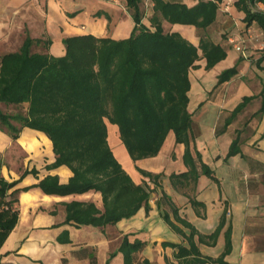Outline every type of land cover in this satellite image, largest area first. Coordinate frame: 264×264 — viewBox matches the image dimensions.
Wrapping results in <instances>:
<instances>
[{
    "label": "trees",
    "instance_id": "16d2710c",
    "mask_svg": "<svg viewBox=\"0 0 264 264\" xmlns=\"http://www.w3.org/2000/svg\"><path fill=\"white\" fill-rule=\"evenodd\" d=\"M124 1L134 21L127 37L115 39L93 33L65 36L62 40L65 52L56 56L34 49L40 43L48 49V40L33 39L27 34L18 50L0 56V101L26 107L22 114L0 111V122L8 125L14 136L24 126L42 130L55 153L54 161L46 166L66 165L72 171L67 182H60L57 174H47L35 185L47 194H82L90 190L100 193L102 208L87 200L66 203L64 222L76 226L112 225L136 214L141 206L147 212L150 194L161 188L162 172L139 168L153 186L146 180L134 182L107 141L109 123L117 127L118 139L134 161L156 155L172 130L174 140L184 145L182 154L187 168L168 175L173 186L194 191L200 174L217 180L212 168L203 161L192 132V112L187 108L189 73L200 59L205 60V69L212 68L227 56L228 46L199 33L196 44L178 30H166L162 21L194 25L205 31L216 21L221 0H198L190 6L182 0H153L148 26L142 21L143 0ZM255 1L233 0V5L243 12L240 19L246 27L254 22L264 34V12L254 9ZM262 51L263 55L256 61L258 65L264 58V48ZM237 65L238 61L222 69L214 87L235 76ZM260 95L263 111L264 82ZM252 97L243 96L226 118V125ZM11 119L17 120L19 126ZM238 151V139H234L227 156ZM16 183L17 180L9 182L0 175V248L18 221L17 193L27 188H12ZM160 197L158 205L169 208V211L162 209L164 221L187 242H163L164 246L175 248L177 260V263L167 260L166 264L213 261L232 264L225 260L231 249L227 209L216 228L204 234L179 215L169 195L162 191ZM190 200L194 206H203L201 201L192 197ZM226 224L222 253L210 257L200 252L198 241L213 245ZM59 239L68 242V233L63 232ZM146 243L142 239L130 240L124 234L109 258L120 252L123 264H152L147 257L139 255Z\"/></svg>",
    "mask_w": 264,
    "mask_h": 264
},
{
    "label": "crops",
    "instance_id": "0c3cea01",
    "mask_svg": "<svg viewBox=\"0 0 264 264\" xmlns=\"http://www.w3.org/2000/svg\"><path fill=\"white\" fill-rule=\"evenodd\" d=\"M150 1L152 11L153 0ZM182 1L190 6L198 0ZM217 10L216 21L209 27L213 31L227 26L228 22L222 19V15H229L230 20L234 18L236 24L238 18L243 16V12L234 5L230 13L220 8ZM148 17L145 15L142 19L147 26ZM133 25V18L124 0H0V56L18 50L27 34L33 39L49 41L48 49L42 43L35 45L34 49L60 56L65 52V44L62 42L65 36L93 33L96 36L120 39L130 35ZM162 25L167 30H178L196 43L194 25L170 24L165 20ZM257 27L254 22L245 26L246 30ZM246 40L253 42L249 37ZM226 52L227 56L220 62L228 61L219 70L213 67L220 62L205 69L203 59V63L198 61V66L189 73L191 88L188 91L187 108L192 112V132L203 161L212 168L217 180L200 174L194 191L173 186L168 175L172 172L180 173L187 168L182 154L184 145L174 140L172 130L167 133L156 155L134 161L125 145L119 141L117 127L110 124L115 132L112 136L108 134L107 141L135 183L142 180L150 183L139 168L164 173L160 179L161 188L158 187L150 194L148 211L141 206L136 214L112 225L76 226L72 222H64L66 203L71 200H87L102 208L100 193L92 190L68 195L45 193L35 185L42 177L57 174L60 182H67L72 171L66 165L53 168L46 166L54 161L55 153L53 144L42 130L24 126L14 136L10 127L0 122V175L9 182L17 180L12 188L27 186L17 193L15 205L19 217L1 244L2 262L104 264L109 253L120 245L122 236L127 234L130 240L136 238L147 241L139 255L147 257L152 264H166L167 260L177 263L175 248L164 246L163 242H187L162 217V209L169 211L166 205H158L161 192L164 191L171 197L179 215L204 234L216 228L222 212L227 209L226 222L231 223V249L225 260L232 264H264V110L258 112L261 104L255 107V103L250 100L225 124L226 118L239 102L234 101L237 89H243L240 80L243 69L238 70L227 82L213 88L223 66L228 67L234 63L233 52L229 47ZM25 109V106L0 101V111L3 113L16 114L20 111L22 114ZM11 120L19 126L17 120ZM234 139H238L239 151L227 156ZM191 197L201 201L203 206L192 205ZM227 224L213 245L199 242L195 236L200 252L210 257L222 253ZM65 231L69 236L68 242L59 239ZM114 260L117 264H123V255L117 252L112 262ZM206 264L218 263L213 261Z\"/></svg>",
    "mask_w": 264,
    "mask_h": 264
},
{
    "label": "rangeland",
    "instance_id": "374dc122",
    "mask_svg": "<svg viewBox=\"0 0 264 264\" xmlns=\"http://www.w3.org/2000/svg\"><path fill=\"white\" fill-rule=\"evenodd\" d=\"M144 3V13L146 16H150L151 11V1L150 0H143ZM227 13V12H225ZM229 16V15H228ZM226 15H222L223 20H227L228 24L227 26L219 28L217 31H213L212 29H207V30H201V29H196L195 28V40L196 44L198 43V33L202 36H205L207 34L210 39H213L217 43H222V44H227V46L231 49L232 57H233V65L235 62L238 61V69L242 70L243 69V75L240 78L242 80V85L243 89H237L236 91V101H241L244 95H249L252 94L255 99H250V102L255 103V107L257 104L262 103V96L260 95V91L262 89V85L264 82V58L261 61V63L258 65L256 64V61L263 55L262 49H258L254 44V41H244L241 42L242 37H244L246 33V28H245V23L241 21L240 18L238 24L234 22V18L231 20L228 18ZM232 17V15H230ZM167 22V21H166ZM168 23V22H167ZM167 30V29H166ZM229 38H232L234 41L229 42ZM240 43V49H237L234 44ZM228 61V59L225 60V62ZM200 64L203 63V59L199 60ZM225 62H220L219 65H215L213 68L214 69H220V66L225 64ZM225 66H223L224 69ZM226 68V67H225ZM206 85V84H205ZM233 86V85H231ZM215 88V87H213ZM232 89V88H231ZM230 90V89H229ZM244 93L242 96L241 94ZM252 97V98H253ZM248 103V102H247ZM261 106V105H260ZM261 109L259 108L258 112H260ZM108 134L112 136L114 134L115 129L111 127L110 123L108 125ZM113 130V132H112ZM114 136V135H113ZM116 254V253H115ZM114 254V255H115ZM113 255V257H114ZM109 256V255H108ZM2 257V253H0V259ZM113 257H108L107 260L105 261L104 264H117V262L114 260L112 262ZM1 263L3 264L1 259ZM12 264V263H11Z\"/></svg>",
    "mask_w": 264,
    "mask_h": 264
},
{
    "label": "built area",
    "instance_id": "2783aa9c",
    "mask_svg": "<svg viewBox=\"0 0 264 264\" xmlns=\"http://www.w3.org/2000/svg\"><path fill=\"white\" fill-rule=\"evenodd\" d=\"M233 6V0H221L219 3V8L227 13L231 12V8ZM254 9L258 10V11H263L264 12V2L261 0H257L254 3ZM250 38L251 40L254 41V45L258 48V49H263L264 48V34H263V30L259 27L252 29V28H248L246 30V36L242 37L241 42L246 41L247 38ZM234 40L232 38H229V42H233ZM234 46L237 49H240L241 44L236 43L234 44Z\"/></svg>",
    "mask_w": 264,
    "mask_h": 264
},
{
    "label": "bare ground",
    "instance_id": "6f19581e",
    "mask_svg": "<svg viewBox=\"0 0 264 264\" xmlns=\"http://www.w3.org/2000/svg\"><path fill=\"white\" fill-rule=\"evenodd\" d=\"M115 127V126H114Z\"/></svg>",
    "mask_w": 264,
    "mask_h": 264
}]
</instances>
